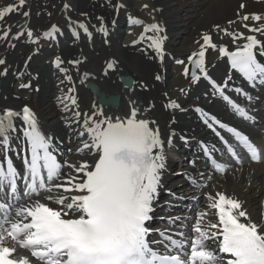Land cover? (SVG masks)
I'll use <instances>...</instances> for the list:
<instances>
[{"label":"bare ground","instance_id":"1","mask_svg":"<svg viewBox=\"0 0 264 264\" xmlns=\"http://www.w3.org/2000/svg\"><path fill=\"white\" fill-rule=\"evenodd\" d=\"M13 1L11 0L5 6L10 4L18 6V0L15 3ZM150 1L151 4L146 0H75L72 19L65 22L61 18V22H53L45 30H37V28L47 17L56 15L57 19H60L55 6L52 7L53 12L50 11L51 14H48L43 22L33 16L34 8L32 6L37 5V0H33L31 7L28 5L30 0H27L24 4L27 6L26 9L23 6L20 11L5 14V17L0 19V22L2 20L0 33L10 28V35L7 40L0 39V52L8 51L0 53V59H4L6 62L4 65H0V72L7 68V73L0 75V112L5 108L19 111L23 105H29L39 121L37 122L39 131L45 136L51 137L52 146L65 153L61 164L65 161L77 165L81 161L91 164L96 157L90 150L84 149L82 152H77V149H80L88 138L77 135L78 132L83 131L82 124L85 116L81 115L79 124L71 123L75 120L74 113L80 111L82 114H91L93 104L98 103L97 97L100 94L106 96L116 94L119 95L117 106L99 104V107L110 117L126 118L130 114L134 101L140 110L138 118L154 120L155 123L150 124V127L154 130L159 129L162 140L166 141L169 135L175 133L172 145H165L163 149L166 165L162 172L160 187L167 176L169 167L175 164L177 159L186 155L190 144H195L199 137L209 135V131L204 129L200 121V115L207 112L222 114L221 100H217V94H220L214 92L212 82L220 85L225 95L237 99L238 102L245 97L232 89L236 83V75L231 70L228 71H230L232 79H224L228 72L227 69H229V63L226 64V62L230 59L227 54L221 56L219 48L225 47L228 53L233 52L247 43L244 37L251 35L260 41V44L254 49L255 54L260 59H264L261 55L264 33L249 31L250 28L264 27V19L259 21L251 19L253 14L264 17V0ZM241 4L245 5L243 9L240 8ZM117 5H121V7L117 8ZM47 9L45 8L44 11ZM151 9H154L156 19L153 18L154 15L150 14L154 12H151ZM25 11L29 13L27 17L22 14ZM148 11L149 15H147ZM7 15L18 19L17 23H11L10 18H6ZM243 15H248L249 20H242L240 17ZM124 20L134 22L140 20L146 25L141 35H139V27H131L126 43H122L120 40L124 34L122 30ZM230 21L233 23H229ZM81 24L86 26L87 33L80 28ZM101 24H103V31L100 30ZM153 24L162 30L158 32L146 30ZM53 25L56 26V31H52ZM28 31L33 33L31 38L27 36ZM50 31L52 35L45 37L44 33ZM18 33L20 34L19 38L14 39L13 37ZM204 35L211 38L209 45L204 44ZM234 36L239 37L235 42ZM156 37L162 40L163 59L151 47L153 38ZM43 40L49 41L45 47L39 45L42 43H37ZM16 45L21 46V51L18 53L13 52ZM55 47L58 48L54 50ZM184 47L189 50H185ZM202 47L205 50L204 71H197L195 81L187 80L183 74L172 72V63L180 61L176 59L198 53ZM188 51L191 52L189 55H187ZM52 53H56V55L48 59L47 56ZM7 54L9 55L6 57ZM56 57H60L62 61L59 67L54 64ZM69 61H80V63L73 64ZM109 64H112L111 68L108 67ZM61 69L65 71H61ZM119 75H131L133 77L131 87H124L118 79ZM157 75L161 77L159 80L156 79ZM66 77L71 79H66ZM19 78L22 80L18 83L16 91L12 88V83ZM87 81L97 84V92H90L83 86ZM172 81L175 86L172 85ZM225 83H227L226 88L223 87ZM19 84H28L30 87L22 89L18 87ZM70 88L73 89L72 92H69ZM41 91L50 93L48 99L40 98L39 92ZM65 97L69 99H65ZM72 97L76 99V105H72ZM172 101L179 104L180 108L168 107ZM65 105L68 106L67 110ZM56 106L59 108L55 109ZM196 108H200L202 111L197 112ZM14 123L19 129L23 122L14 119ZM181 136H185L188 142L181 141ZM12 137L11 148L14 153L18 150L19 145H25V142L19 132L13 133ZM76 140L78 146L66 147ZM182 149L184 152L180 153L183 151ZM2 150L4 149L0 148V153ZM183 168L184 172L190 170L188 173L191 177L188 176L186 179L191 178L192 187L197 186L198 181L202 178L206 180L205 176H200L201 173L194 171V168L183 166L181 170ZM228 170L230 175L226 177H221V174L207 180V185L211 184L212 188L210 190L200 188L201 202L204 205L193 209L195 210L194 217L190 220L189 216L183 217L185 220H189L187 228H190V235H192L191 227L195 223V218L200 213H208L204 220L205 224L217 222L216 210L210 207L217 198V193H223L229 198L238 200L242 210L253 222H264V165L248 163ZM226 172L227 170L224 174ZM69 173L82 175L72 172L67 167L62 168V177ZM168 178L170 176L166 181ZM63 182V179L56 181V183ZM188 187L189 185H186L182 188ZM76 194L78 193L65 192L61 188L54 189L51 193L43 192L39 198L52 195L55 199L59 196L70 197ZM208 197L213 199L210 200ZM258 197H262L261 200L258 201ZM36 198L33 197V199ZM23 202L27 203L28 201L24 200ZM43 202L53 208L60 207L54 201L43 200ZM160 203L162 200L154 203V212L152 213L154 218H156L154 213L166 206ZM260 207H263L260 210V216L253 213ZM161 215L169 216L168 214ZM241 219L243 220V218ZM7 243L10 244L11 241L9 240ZM209 247L213 248L212 245Z\"/></svg>","mask_w":264,"mask_h":264},{"label":"snow or ice","instance_id":"2","mask_svg":"<svg viewBox=\"0 0 264 264\" xmlns=\"http://www.w3.org/2000/svg\"><path fill=\"white\" fill-rule=\"evenodd\" d=\"M24 4L25 0H18V6H5L0 10V19L5 14L20 11ZM64 7L69 6L66 4ZM244 7V4L240 5L241 9ZM22 14L25 17L29 15L27 11ZM240 18L247 21L250 17L243 15ZM251 19L259 21L264 17L253 14ZM80 28L87 33L85 25L81 24ZM100 30H104L103 24ZM146 30L158 32L162 29L153 24ZM52 31H56L55 25ZM249 31L264 33V27L250 28ZM9 35L10 28L0 33V39L7 40ZM19 35L13 38H19ZM32 35L31 31L27 32L29 38ZM51 35V31L44 33L45 37ZM238 38L234 36V42ZM210 39L204 35V44L209 45ZM244 39L247 43L242 48L228 53L225 47H220L219 52L221 56H229L232 67L243 73L252 87L257 83L264 86V65L257 61L254 52L260 41L251 35ZM151 47L163 59L161 38H153ZM261 55H264V45L261 46ZM193 57L197 58L193 60ZM204 57L202 47L198 53L188 56V60L204 71ZM61 62V58L56 57L54 64L59 67ZM5 63L4 59H0V65ZM69 63L78 64L80 61ZM108 67L111 68L112 64ZM184 71L187 74L189 69L185 67ZM6 73L7 68L0 75ZM160 78L156 76L157 80ZM192 79H197L195 71L192 72ZM20 87L23 89L30 85L21 84ZM212 87L238 115L246 120L254 119L225 95L220 85L212 82ZM223 87L226 88L227 83ZM72 91L70 88L69 92ZM235 91L248 100L252 99L240 88ZM71 103L76 105L74 97ZM168 107L178 109L180 105L172 101ZM65 108L67 110L68 106L65 105ZM139 111L134 101L126 118L106 115L99 103L93 104L91 114L76 111L75 120L71 123L79 124V118L84 115L83 131L77 135L88 138L77 152L88 149L96 157L91 164L81 161L78 165L68 161L63 164L58 162L51 150L52 138L39 131L36 114L29 105H23L19 111L5 108L0 112V148L8 151L12 134L17 132L26 145L23 190L19 186L21 176L11 159L6 158V170L0 164V264H225L224 254H227L226 264H264V222H253L238 200L223 193H217V198L210 205L216 210V223L205 224L208 213L203 212L195 218L192 235H187L185 231L170 233L165 229L156 232L158 239H149L153 233L149 222L153 219L154 203L166 165L163 149L165 145H172L175 133L169 135L166 141L162 140L159 129L150 127L155 121L138 118ZM195 111L202 110L196 108ZM14 119L23 122L19 129ZM205 123L209 128L213 124L227 128L247 149L253 161L260 159L257 148L246 135L215 118L212 123L207 120ZM216 134L219 136L218 132ZM180 139L188 142L185 136ZM221 140L227 145L223 137ZM227 151L237 163L240 162L231 146L227 147ZM204 153L210 155L206 146ZM63 167L82 175L69 173L62 177ZM214 167L222 172L225 166L214 162ZM61 179L63 183H56ZM61 188L78 194L55 199L52 195L39 198L43 192L51 193ZM24 200L28 202L24 203ZM43 200L54 201L60 207H50ZM178 220L179 217H169L167 223L171 227ZM183 227L187 229L188 226L185 224ZM9 240L10 244L7 243ZM208 241L215 242L216 247L210 248Z\"/></svg>","mask_w":264,"mask_h":264},{"label":"rangeland","instance_id":"3","mask_svg":"<svg viewBox=\"0 0 264 264\" xmlns=\"http://www.w3.org/2000/svg\"><path fill=\"white\" fill-rule=\"evenodd\" d=\"M74 1L75 0H37V5L36 6H32L34 9H33V16L35 17V18H39V20L40 21H42L43 22V20H45L46 19V16L48 15V14H51L50 13V11H52L53 12V9H52V7H54V8H56V10L58 11V17H60V19H57V16L56 15H51L50 17H47V19L42 23V25H39V27L37 28V30H45V29H47V27L51 24V23H53V22H56L57 21V23H59V22H61V18H62V20H64L65 22H67L68 20H71L72 19V9H73V6H74ZM147 1V3L149 2V4H151V1L150 0H146ZM9 2H11V0H0V9L3 7V6H5L7 3H9ZM16 2V0H14L13 1V3H15ZM25 2H27V0H25ZM18 3V2H17ZM33 3V0H30V2H29V4L28 5H30V7H31V4ZM68 5L69 7H67V8H65L64 7V5ZM17 5V4H16ZM24 8L26 9L27 8V6L25 5L24 6ZM45 8H48L47 10H45L44 11V9ZM152 11L151 12H153L154 11V9H151ZM20 13V12H19ZM19 13H18V15H19ZM39 13H41V14H39ZM81 13H83V12H81ZM149 11L147 12V15H149ZM155 13V11L153 12V13H150V14H152V15H154L153 16V18L154 19H156L157 18V16L154 14ZM17 16V15H16ZM6 18H10V22L11 23H17V21H18V19H14L13 17H12V15H7V17ZM8 21V20H7ZM1 23H2V20H1V22H0V25H1ZM139 28H140V32H141V30H143L144 29V27H145V25L143 24V21H140L139 22V24L137 25ZM63 28V26H60V28ZM129 28H130V21H123V23H122V30L124 31V34H122V37L120 38V40H121V42L122 43H126L127 42V34L129 33ZM139 32V33H140ZM37 43H42V44H39L40 46H43V47H45V46H47V44H49V41L48 40H43V41H39V42H37ZM20 45H16L15 47H14V51L13 52H15V53H18V52H20L21 51V49H20ZM10 48H12V47H10ZM58 48V47H57ZM56 47L54 48V50H56L57 49ZM186 48V49H185ZM184 49L185 50H189L187 47H184ZM5 52H8V51H4V52H0V53H5ZM189 53L187 54V55H189L191 52L190 51H188ZM12 52L10 51V54H11ZM9 54H7L6 55V57L8 56ZM56 55V53L54 54V53H52V54H50V55H48L47 57H48V59H51V58H53L54 56ZM42 58V57H41ZM40 58V59H41ZM186 58L187 57H183V58H180V59H176V60H180L181 61V63H177L176 65H174L177 61H175L174 63H172V72H174L175 74H179V73H181V69L183 68V65L184 64H182V63H184L185 62V60H186ZM36 61V60H35ZM36 62H38V61H36ZM173 62V61H172ZM186 78H188L187 76H186ZM20 82V80L18 79L17 81H15L14 83H12V88L14 89V90H16V88H17V85H18V83ZM14 84V85H13ZM20 85V84H19ZM172 85H174L175 86V83H174V81H172ZM173 86V87H174ZM177 87H178V85H177ZM17 90H18V88H17ZM16 90V91H17ZM42 92V91H41ZM39 92V95L41 96L40 98L41 99H43V100H46V98L48 97V96H50V93H45V92ZM41 93V94H40ZM48 99V98H47ZM61 105V104H60ZM59 107H57L56 106V108L55 109H58ZM59 112H61L60 110H58ZM76 145H77V141H74V142H71L70 144H68L67 145V147H76ZM86 154V153H85ZM171 169L173 170V169H175V167L173 168V166L171 167ZM176 169H178V167L176 168ZM179 172H177L176 171V173H174V175H172V176H170V178H168V180L167 181H165L164 182V186H166V185H170V184H172V180H174L177 176H179ZM227 175H230V173L228 172V173H226L224 176H222V177H226ZM177 181H180V180H174V182L173 183H175V182H177ZM185 184V183H184ZM184 184H182V185H184ZM172 187V186H171ZM212 188V185H208L207 187H206V189H208V190H210ZM261 198L262 197H258V201L259 200H261ZM201 200L202 199H200V206H202V205H204V203L203 202H201ZM258 203V202H257ZM263 207H260L258 210L256 209L255 211H253V213H256V214H259V216H260V210L262 209ZM252 211V210H251Z\"/></svg>","mask_w":264,"mask_h":264},{"label":"water","instance_id":"4","mask_svg":"<svg viewBox=\"0 0 264 264\" xmlns=\"http://www.w3.org/2000/svg\"><path fill=\"white\" fill-rule=\"evenodd\" d=\"M197 57H195L193 60H195ZM197 68L195 67V65L193 63H191V74L193 71H195ZM120 79L123 81V83L125 85H130L131 83V80L128 76H122L120 77ZM89 87L91 90L95 91L96 90V86L95 85H92V84H89ZM117 100H118V97H109V98H105L104 96L101 97L99 99L100 102L102 103H107V102H110L112 104H116L117 103Z\"/></svg>","mask_w":264,"mask_h":264}]
</instances>
